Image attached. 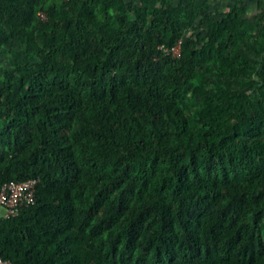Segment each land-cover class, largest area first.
Here are the masks:
<instances>
[{"label": "trees", "instance_id": "16d2710c", "mask_svg": "<svg viewBox=\"0 0 264 264\" xmlns=\"http://www.w3.org/2000/svg\"><path fill=\"white\" fill-rule=\"evenodd\" d=\"M210 1L0 0V258L264 264V0Z\"/></svg>", "mask_w": 264, "mask_h": 264}, {"label": "built area", "instance_id": "2783aa9c", "mask_svg": "<svg viewBox=\"0 0 264 264\" xmlns=\"http://www.w3.org/2000/svg\"><path fill=\"white\" fill-rule=\"evenodd\" d=\"M40 18L45 15L40 12ZM180 40H178L170 48L160 46L166 53H171L174 56L179 54ZM36 178H30L22 181H8L0 187V218H9L18 214L22 207L31 205L35 202V185ZM0 264H12L8 260L0 258Z\"/></svg>", "mask_w": 264, "mask_h": 264}, {"label": "rangeland", "instance_id": "374dc122", "mask_svg": "<svg viewBox=\"0 0 264 264\" xmlns=\"http://www.w3.org/2000/svg\"><path fill=\"white\" fill-rule=\"evenodd\" d=\"M228 3H229V0H211L209 2V5H210V9L214 10V16L218 17L220 14H222L226 10ZM247 6H248V12L246 16L248 18H251L252 15L255 12H257V7L255 6L254 3L249 2V1L247 2ZM7 62H8V57L0 55V66H5ZM0 211L2 210L0 209Z\"/></svg>", "mask_w": 264, "mask_h": 264}]
</instances>
